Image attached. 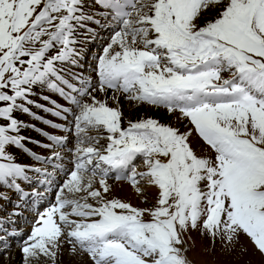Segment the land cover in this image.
Masks as SVG:
<instances>
[{"label": "snow or ice", "instance_id": "6c2138e0", "mask_svg": "<svg viewBox=\"0 0 264 264\" xmlns=\"http://www.w3.org/2000/svg\"><path fill=\"white\" fill-rule=\"evenodd\" d=\"M96 2L122 25L98 58L103 85L129 100L178 111L215 158L196 154L190 132L152 118L122 128L121 112L103 103L109 110L96 115L110 134L106 163L118 173L142 155L147 173L133 167L130 178L135 183L146 176L158 185L159 207L137 209L114 200L98 210L99 219L83 233L90 264H149L148 258L188 264L181 232L189 224L195 229L204 214L203 227L213 237L231 245L242 232L264 256V0H226L207 23L205 10L217 0ZM4 20L11 29L13 18L4 14ZM117 44L122 51H113ZM32 239L30 234L24 244ZM51 256L54 262L56 252Z\"/></svg>", "mask_w": 264, "mask_h": 264}, {"label": "bare ground", "instance_id": "6f19581e", "mask_svg": "<svg viewBox=\"0 0 264 264\" xmlns=\"http://www.w3.org/2000/svg\"><path fill=\"white\" fill-rule=\"evenodd\" d=\"M55 14L60 16L54 17ZM53 18L55 21L44 24L46 20ZM37 24L39 27L48 25L45 41H41L37 48L32 47L28 52H24L23 60L27 68L24 82L8 85L2 93L5 99L0 100V130H2L0 131V243H5L1 245L3 247L0 246V264H19L23 259L24 255L15 250L12 245L14 242H10L12 239L28 238L26 227L20 230L23 224L18 208L21 206L25 208L20 200L21 196L33 195L34 201L51 198L52 195L43 190L31 191L32 189L29 188L42 185L52 187L51 177L63 182L66 177L59 175L54 169L55 166L65 168L67 172L76 170L74 174L76 177L85 178L88 183H92L95 176L85 177L84 173H79L71 164H67L66 160L70 158L81 162L82 159L99 153L101 159L97 156L95 158L98 164L96 171L102 173L103 178L117 174L105 161L108 155L107 145L110 143L107 138L109 133L105 132L106 125L103 120L96 115L102 108L105 112L109 110L103 103L121 112V127L125 129L129 126V122H139L136 120L139 116V120L152 118L160 124H177V128L182 126V123H178L180 114L169 112L167 109L160 108L159 112H161L156 114L155 107L141 104L138 113L126 111L123 100L128 99L127 94L121 91L112 92L103 87L99 77L98 58L91 61L95 67L87 66L86 63L90 62L92 56L88 54L89 48L98 47L103 50L111 43L115 32L122 28V25L114 22L110 13L101 8L96 0H80V3L76 0H46ZM126 40L131 43V36L129 35ZM30 42L29 44L32 45L33 43ZM68 50L70 51L67 53ZM113 51H122V49L117 44L113 45ZM94 68L96 71L91 72L90 70ZM101 88L104 90L102 91ZM65 95L71 102L62 98ZM83 95H88V99L91 97V104L87 105L89 107H84V104L80 110ZM130 105V109L136 106V104ZM66 117L77 121L78 126L75 128L68 126L65 122ZM69 129L72 131L68 134ZM76 140L79 142L74 146ZM194 142L198 144L196 140ZM62 145L73 148L76 152L70 154L65 149L60 150ZM140 157L141 155H138L135 162ZM92 162L81 164L79 167L84 171L91 170ZM130 166L118 173L132 171L133 167ZM36 177L37 180L34 179ZM130 177L119 183H115L114 180L97 181L99 187L96 191L90 192L92 191L90 190V193L81 200L78 197L77 201L71 199L75 205L73 204L70 211L63 209V206L68 205V200L52 201L55 203L54 207L48 210L42 219L43 223L39 225V229L45 228L47 233L37 238L32 232L33 239L27 245L30 246L28 249L34 247L47 249L45 245L52 246L55 243L61 246L52 247V252H56L54 264H90L88 259L84 261V258L89 256L85 249L90 242L83 240V233L87 230L86 225L95 223L99 219L98 210L110 207V202L114 200L129 203L132 207H140L137 209L152 210L155 208L153 201L159 200L155 195L150 196L148 191L144 193L142 200L149 198L150 205L147 207L143 205L136 197V182L133 183ZM78 178H68L67 183L77 182ZM112 185L116 187L110 191L109 187ZM105 186L108 187L107 190ZM143 219L145 222H151L152 217L145 212ZM65 221L76 224L77 232L71 236L78 238V247L73 246L78 251L71 252L68 249L69 233L66 234L61 228ZM8 251H12L8 259L3 258V254Z\"/></svg>", "mask_w": 264, "mask_h": 264}, {"label": "rangeland", "instance_id": "374dc122", "mask_svg": "<svg viewBox=\"0 0 264 264\" xmlns=\"http://www.w3.org/2000/svg\"><path fill=\"white\" fill-rule=\"evenodd\" d=\"M16 2L17 0H0V16L7 14L9 17L13 18V27L11 29L7 27L6 20L0 21V96L3 93V89L6 88L8 85L10 84L12 85L16 83L21 84L24 82L25 74L27 72V68L23 60V57L25 56L24 52L26 51L28 52L29 49H31L32 47L37 48L41 41H45V37L48 32V29H46L48 25L44 27V25L41 24L42 26L39 27L37 24L38 20L40 19L43 13V9H44L43 6H45L46 0H19V3L17 4L15 11H13V4H16ZM225 3L226 0H217L216 3L210 4L209 8L205 10L207 12V15L203 18V22L207 23L215 19L218 16L219 12L223 10L222 5ZM25 12L28 13L27 16L24 15ZM58 16H60V14L54 15V17H58ZM53 21H55V18L47 20L46 22H44V24H48ZM40 29H41L40 31L41 33L39 32ZM30 41L33 43L32 45L29 44ZM102 51L103 50H101V48L98 47H95L94 49L89 48L90 53L88 54L93 53V58H95L99 54L98 56L99 58L102 55L101 53H103ZM223 75L225 78H228L229 76L228 73H225ZM2 96L4 97V95ZM114 96H116V93L114 94ZM90 100L91 97L90 99H88V97H85L82 105L85 104L84 107L90 105L91 104ZM134 101L135 100H129V99L123 100V102H125L124 108H127L126 111L129 110L131 113H138L139 105L141 104L150 107V104L148 103H143L142 101H138V100H136L135 102ZM130 104L132 105L136 104V106L130 109L131 107ZM153 107H155L156 109V114L159 112L160 108L166 109L159 106H153ZM175 113L177 114L178 112ZM139 118L140 116L136 117V120L138 121L144 120L142 118L139 120ZM178 120H179L178 123L179 122L180 124L182 123L181 124L182 126L180 128L176 127L177 124L174 125L173 124L165 125V123H161V124L165 126L174 127L179 131L181 130L180 132H185V131L190 132L191 136L189 137V139H190L191 147L194 149L196 154L201 158L214 160L215 158L214 150L211 149V147L207 145V143L204 142L201 137H199V134L194 131V126L190 125L187 119L182 117L181 115L178 116ZM105 132H107L106 129ZM109 135L110 134H108V136ZM194 140L197 141L198 143L197 145L196 142H194ZM91 158H94V156L91 157L89 156L86 159V162H88L89 160H93ZM67 163H72V161L70 162L69 160H67ZM76 163L77 162H74L73 165L75 166ZM94 163L95 160H93V164ZM95 166L98 167V164ZM134 166L137 173H141V172L147 173L148 171L147 165L144 163V158L142 155L134 164ZM90 172L91 171L88 172L86 171L84 176L85 177H87L88 175H90L91 177L95 176L96 178H94L95 180L92 183H88L87 179L85 178H78V176L76 177V175H74L73 178H78L77 182L72 181L70 182L71 184L63 182L58 187V189L54 193V198L56 200L58 198L68 200L67 201L68 205L64 207V210L70 211L72 207L75 205V202L73 200L76 201L78 199L81 200L90 192L96 191L97 188L99 187L97 185V181L104 180L99 175L91 174ZM95 172L99 174L98 171L95 170ZM69 177L70 176H68L66 179H68ZM135 185H136V190L138 191V193L136 191V197L143 205H146V207L149 206L150 204H149V198H145L142 200V197L145 192L149 191L150 196L155 195L159 197L160 190H158L159 189L158 185H155L154 183L153 184L147 183L146 176L143 178L137 176ZM114 187L116 186L115 185L110 186L109 187L110 191H112ZM149 187L150 189L151 188L152 189L148 190ZM104 188H106V186ZM107 188L105 190H107ZM201 189L202 191H207L206 182H201ZM153 204L155 205V207H159L158 200H154ZM49 208H51V206ZM49 208L42 210L38 215V217L32 219V222H26L25 227H26V232L28 233V237L32 232L35 233L37 238H39V236L40 238L42 236H45L44 234L47 233V229L43 228L40 230L39 224H42L43 221L42 219L44 218L43 216L44 211H47ZM135 208H140V207H135ZM25 210H27V206ZM205 219H206V214L202 215L198 219L197 227L195 229H193L189 224L188 228H186L181 232V238L184 241L183 245L181 246V255L184 256V258L188 261V264H264V256L261 255V253L257 250L254 242L246 234L242 232L239 233V235L236 237L235 242L229 245L221 241V239L218 236L213 237L209 233V231L203 227ZM89 224H94V223H89ZM88 225H86V227ZM75 226H76L75 223L72 222L69 223L65 221L63 222L61 227L64 230L63 232H65L66 234L69 233L68 236L71 238V239L69 238L68 249H74L73 246L78 247V238H72L71 236L73 233L77 232L75 230ZM25 240L26 238H24V240H20L19 243L12 244L14 246H17L14 248H16L15 250H18L19 253L21 254H22V248H27L28 250V252H26L27 254H25L28 257L22 254L24 256L23 259L19 262V264H54L55 261L53 262L51 256V252H52V247H50L51 244L48 245L51 248V251H49L48 247H46L47 249L45 248L41 249V247H34L28 249L30 248V246L27 245L24 246ZM10 242H17V241L11 240ZM3 243L4 242L0 243V246ZM18 244H20V247ZM75 251L78 250L75 249ZM11 253L12 251L5 252L3 254V258L8 259ZM85 258L84 261H86L87 259H88L87 261H89L88 256H86ZM148 259H149V264H152V259L151 258Z\"/></svg>", "mask_w": 264, "mask_h": 264}]
</instances>
